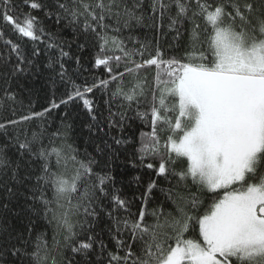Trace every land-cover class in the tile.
Segmentation results:
<instances>
[{
    "label": "snow or ice",
    "instance_id": "obj_1",
    "mask_svg": "<svg viewBox=\"0 0 264 264\" xmlns=\"http://www.w3.org/2000/svg\"><path fill=\"white\" fill-rule=\"evenodd\" d=\"M22 5L29 11L0 0V20L32 43L29 52L11 38L0 47V112L11 113L0 119V264H264V0ZM165 21L175 39L187 34L182 55L136 35ZM73 45L96 47L93 67L108 77L76 84L66 67H82L65 50ZM42 54L53 97L58 81L72 90L17 116L13 85L40 71ZM96 92L99 101L89 98ZM77 98L94 153L74 145L65 118L54 128L46 119ZM121 152L155 176L136 213L112 175ZM19 197L28 215L16 228L8 215H18Z\"/></svg>",
    "mask_w": 264,
    "mask_h": 264
},
{
    "label": "trees",
    "instance_id": "obj_2",
    "mask_svg": "<svg viewBox=\"0 0 264 264\" xmlns=\"http://www.w3.org/2000/svg\"><path fill=\"white\" fill-rule=\"evenodd\" d=\"M15 3L20 6L22 12H27L29 9L24 8L22 5V0H15ZM22 12H18L17 15L21 22H23ZM34 15L42 17V13L39 10L33 12ZM187 28L190 29L191 25H187ZM0 30H2L5 35L3 39H0V47H3L4 39H13L14 41H19L26 52H29L32 47L31 41H28L26 38H21L18 33L14 32L11 25H6L2 20H0ZM181 32H184V29H181ZM136 35L140 37L141 40H149L155 43L156 40L159 41V45L162 50L165 52V56L168 55H182L184 48L187 46V34L182 35L179 40L175 39V32L169 30L167 26V21H165L164 27L159 30V32H154L147 28L140 29L137 31ZM70 39V37H68ZM70 51L71 55L81 57V65L79 72L76 71L77 65L74 59H69L66 67L69 68V73L72 76V79L76 84H82L85 79L91 82L93 77H98L101 79H106L108 73L105 71L103 66L96 68L93 67L95 57L98 53L96 47L89 46L84 52H79L75 45L71 49H65ZM47 62V58L41 55L37 60V64L40 66V71L35 72V76L28 75L25 78H22L20 83L24 85L23 88H19L13 85V90L18 93L17 100L22 103H17L15 105L17 109V116L21 114H26L29 109L32 111L40 112L43 108L48 107L50 101L55 98L57 103L60 98L64 97L65 94L72 90L71 84H64L57 82L55 88V96L53 97V88L49 82L50 70L44 68V64ZM154 72V69L149 71V78ZM89 98L99 101L101 99V93L96 92L93 96L89 94ZM65 113L67 116L65 117ZM5 115H11L10 112H0V119ZM65 118L66 122L72 124V135L71 141L74 142V145L79 149L81 153L87 149L89 153H94V144L92 143V137L90 136L89 129L87 125L91 122L87 114V109L84 107L83 102L77 98L67 105H60L58 109H55L50 115L46 117L47 121L51 123L54 127H59L61 124V118ZM42 121L35 120L31 122L32 127L36 128ZM143 128V125L139 120L134 121V130L137 131V135L140 129ZM105 131L107 129L105 128ZM114 135L117 133H113ZM107 138V137H105ZM132 157L126 155L124 152H121L119 158L114 159L112 162V175L115 177V187L119 190L122 198H126L133 202L131 208L132 213H136L139 207L140 201L138 197L143 193L147 187L149 178L155 179L154 174L139 165V161H136V167L132 166ZM139 177V180H137ZM157 197H160L158 190H154ZM2 195V194H0ZM162 198V197H160ZM202 199L204 200V206H202L201 211L206 210V206L211 203L210 196L205 194ZM13 213L18 215H8L9 222L12 223L16 228H21L24 223L27 222V211L24 205L23 197L13 199L12 201ZM2 218V215H0ZM107 224V218H105L100 227H104Z\"/></svg>",
    "mask_w": 264,
    "mask_h": 264
}]
</instances>
